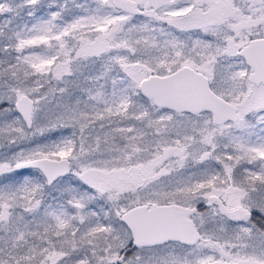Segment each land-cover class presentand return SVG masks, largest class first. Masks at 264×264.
Returning a JSON list of instances; mask_svg holds the SVG:
<instances>
[{
    "label": "snow or ice",
    "instance_id": "1",
    "mask_svg": "<svg viewBox=\"0 0 264 264\" xmlns=\"http://www.w3.org/2000/svg\"><path fill=\"white\" fill-rule=\"evenodd\" d=\"M0 264H264V0H0Z\"/></svg>",
    "mask_w": 264,
    "mask_h": 264
}]
</instances>
